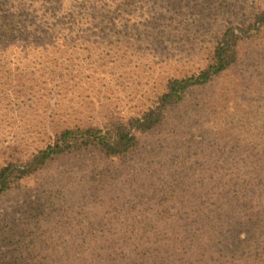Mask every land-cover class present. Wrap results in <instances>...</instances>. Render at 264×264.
Segmentation results:
<instances>
[{
  "label": "rangeland",
  "instance_id": "1",
  "mask_svg": "<svg viewBox=\"0 0 264 264\" xmlns=\"http://www.w3.org/2000/svg\"><path fill=\"white\" fill-rule=\"evenodd\" d=\"M41 1L53 9L60 0ZM61 1L77 25L65 42L0 46V169L43 149L66 128H102L114 119L140 116L166 92L170 80L203 70L228 22L264 8V0ZM13 2L0 0V16ZM24 16L20 13L18 20L28 23L31 19ZM263 48L247 47L244 61L209 85L190 90L183 104L167 111L164 126L144 140L143 163L136 169L172 172L182 166L180 172H202L196 163H207L217 151L200 148L230 125L240 123L242 131L259 127L255 136L261 139ZM91 160H61L21 190L0 197V224L113 221L122 203L111 208L117 194L96 184L87 168Z\"/></svg>",
  "mask_w": 264,
  "mask_h": 264
},
{
  "label": "trees",
  "instance_id": "2",
  "mask_svg": "<svg viewBox=\"0 0 264 264\" xmlns=\"http://www.w3.org/2000/svg\"><path fill=\"white\" fill-rule=\"evenodd\" d=\"M16 1L0 16L3 48L65 42L77 29L61 0L53 9L41 0ZM20 13L31 20L22 23ZM253 44L264 46V8L228 22L203 70L170 80L140 116L114 119L102 128H66L43 149L2 167L0 197L21 190L49 165L88 157L96 184L117 194L111 208L120 203L122 208L112 213L113 221H1L0 264H264V133L255 136L259 127L244 125L242 131L240 123L230 125L211 138L200 150L217 155L196 163L202 172H180L182 166L172 172L136 169L143 163L144 140L164 126L167 111L183 104L190 90L244 61Z\"/></svg>",
  "mask_w": 264,
  "mask_h": 264
}]
</instances>
